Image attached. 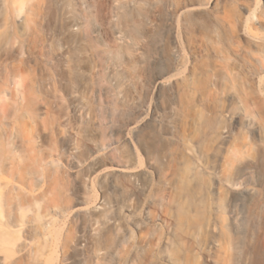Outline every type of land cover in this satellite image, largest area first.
Segmentation results:
<instances>
[{"label":"rangeland","instance_id":"obj_1","mask_svg":"<svg viewBox=\"0 0 264 264\" xmlns=\"http://www.w3.org/2000/svg\"><path fill=\"white\" fill-rule=\"evenodd\" d=\"M0 264H264V0H0Z\"/></svg>","mask_w":264,"mask_h":264}]
</instances>
